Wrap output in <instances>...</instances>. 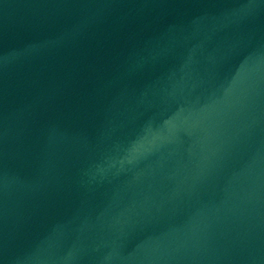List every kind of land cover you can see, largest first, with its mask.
I'll return each mask as SVG.
<instances>
[{
    "label": "water",
    "instance_id": "water-1",
    "mask_svg": "<svg viewBox=\"0 0 264 264\" xmlns=\"http://www.w3.org/2000/svg\"><path fill=\"white\" fill-rule=\"evenodd\" d=\"M0 264H264V0H0Z\"/></svg>",
    "mask_w": 264,
    "mask_h": 264
}]
</instances>
